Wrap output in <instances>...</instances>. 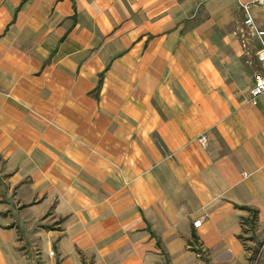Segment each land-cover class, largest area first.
<instances>
[{"label":"crops","instance_id":"crops-1","mask_svg":"<svg viewBox=\"0 0 264 264\" xmlns=\"http://www.w3.org/2000/svg\"><path fill=\"white\" fill-rule=\"evenodd\" d=\"M251 1L0 0V264H250Z\"/></svg>","mask_w":264,"mask_h":264},{"label":"built area","instance_id":"built-area-1","mask_svg":"<svg viewBox=\"0 0 264 264\" xmlns=\"http://www.w3.org/2000/svg\"><path fill=\"white\" fill-rule=\"evenodd\" d=\"M264 6V0H252L250 3L245 5L242 9L245 13V18L243 20V27H242V40L243 46L245 45V40L250 37L254 36L258 39L259 47L256 50V57L261 65V74L255 77L254 85L250 90L251 100L250 104L252 106H256L258 100L264 97V29L259 28L253 18L250 15V10L254 7H261ZM198 142L202 145L205 144L206 140L204 136H201L198 139ZM194 226L197 228L200 226V222L194 223ZM49 256L53 257L54 252L50 251Z\"/></svg>","mask_w":264,"mask_h":264},{"label":"rangeland","instance_id":"rangeland-1","mask_svg":"<svg viewBox=\"0 0 264 264\" xmlns=\"http://www.w3.org/2000/svg\"><path fill=\"white\" fill-rule=\"evenodd\" d=\"M249 231H245V241L251 243L250 248V264H264V238L257 234V227L255 225H247Z\"/></svg>","mask_w":264,"mask_h":264},{"label":"trees","instance_id":"trees-1","mask_svg":"<svg viewBox=\"0 0 264 264\" xmlns=\"http://www.w3.org/2000/svg\"><path fill=\"white\" fill-rule=\"evenodd\" d=\"M251 214V220H250V225H254L256 222L257 218V213L255 211L249 210Z\"/></svg>","mask_w":264,"mask_h":264}]
</instances>
